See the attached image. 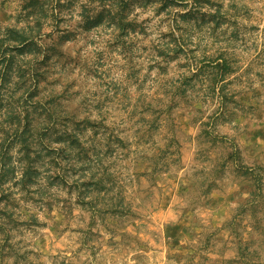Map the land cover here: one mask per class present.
<instances>
[{
  "label": "rangeland",
  "instance_id": "1",
  "mask_svg": "<svg viewBox=\"0 0 264 264\" xmlns=\"http://www.w3.org/2000/svg\"><path fill=\"white\" fill-rule=\"evenodd\" d=\"M240 253L264 264V0H0V264Z\"/></svg>",
  "mask_w": 264,
  "mask_h": 264
},
{
  "label": "trees",
  "instance_id": "2",
  "mask_svg": "<svg viewBox=\"0 0 264 264\" xmlns=\"http://www.w3.org/2000/svg\"><path fill=\"white\" fill-rule=\"evenodd\" d=\"M82 170H87L86 168H83ZM30 174V173H29ZM59 177V175H58ZM90 180L88 182H81L82 186L88 187L89 185L93 186V189L98 190L99 191L101 188H103L102 186H104L106 183L104 181H106V177H104V175L100 174L99 171H95V173H91L90 174ZM190 264H194V263H190ZM196 264H260L256 261H253V259L247 257V255H245L244 253H240V257L234 260H210L208 258H203V262H199Z\"/></svg>",
  "mask_w": 264,
  "mask_h": 264
}]
</instances>
